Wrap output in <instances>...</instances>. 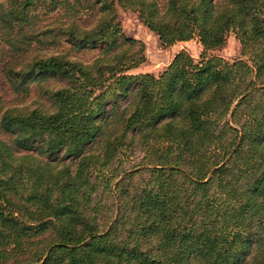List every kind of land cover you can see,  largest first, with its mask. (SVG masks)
<instances>
[{"label": "trees", "instance_id": "16d2710c", "mask_svg": "<svg viewBox=\"0 0 264 264\" xmlns=\"http://www.w3.org/2000/svg\"><path fill=\"white\" fill-rule=\"evenodd\" d=\"M118 6L199 59L130 72ZM230 30L247 59L207 54ZM0 264H264V0H0Z\"/></svg>", "mask_w": 264, "mask_h": 264}, {"label": "rangeland", "instance_id": "374dc122", "mask_svg": "<svg viewBox=\"0 0 264 264\" xmlns=\"http://www.w3.org/2000/svg\"><path fill=\"white\" fill-rule=\"evenodd\" d=\"M118 15L123 32L130 37L141 40L144 44L145 60L138 66L132 68L130 72H152L157 75L166 67L174 54L180 49H185L195 60L199 59L201 45L197 37L185 41H175L171 44H162L157 34L143 24L137 12L134 10L118 6ZM209 53L216 54L228 62H232L237 58H248L247 54L242 53L240 42L232 30L227 33L225 43L218 48L207 51V54ZM35 91V86H33L29 98L27 97L23 101L29 102L32 97L36 95ZM12 97L13 96H8L7 98ZM127 154L128 153H126V155H121L120 159L114 160L110 168H105L102 171H96L91 174L90 184L93 186V190L91 201L88 205V211L97 210V216L99 217L101 227H103L111 216L115 214L118 203L117 193L114 191L116 187L112 184V189L104 187V178L110 176L111 171L114 172V170L120 171L123 168H129L131 165L137 163L142 155L138 148L132 153ZM142 172V174L137 173L133 178H130V182L138 184L143 183L148 172L146 170H142ZM122 176H124L123 173L115 180H120ZM126 182H129V180H126Z\"/></svg>", "mask_w": 264, "mask_h": 264}]
</instances>
